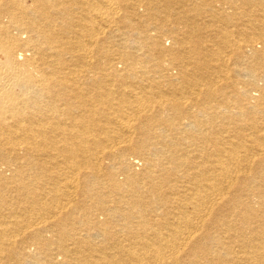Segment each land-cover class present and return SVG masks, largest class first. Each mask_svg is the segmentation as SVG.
Here are the masks:
<instances>
[{"label":"bare ground","instance_id":"bare-ground-1","mask_svg":"<svg viewBox=\"0 0 264 264\" xmlns=\"http://www.w3.org/2000/svg\"><path fill=\"white\" fill-rule=\"evenodd\" d=\"M0 264H264V0H0Z\"/></svg>","mask_w":264,"mask_h":264}]
</instances>
